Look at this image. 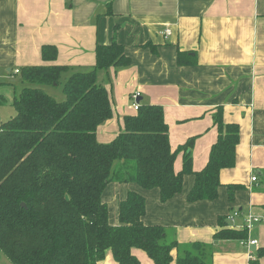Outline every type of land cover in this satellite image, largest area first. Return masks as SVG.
Here are the masks:
<instances>
[{
    "label": "crops",
    "instance_id": "crops-1",
    "mask_svg": "<svg viewBox=\"0 0 264 264\" xmlns=\"http://www.w3.org/2000/svg\"><path fill=\"white\" fill-rule=\"evenodd\" d=\"M113 35L131 63L97 74L113 109L96 130L98 141L110 142L123 128V117L136 112L134 100L129 101L136 93L138 104L163 107L172 148L194 138V171L205 165L217 139L213 120L217 109L223 122L239 126L235 165L220 172L221 208L214 200L186 201L192 174L184 176L181 192L165 202L159 200L156 188L119 183L113 203L118 208L129 189L145 197L143 222L168 227L178 242L171 264L190 257L206 264H264V0H0V107L5 103L12 107L22 86L16 70L27 65H67L70 69L64 76L68 77L93 66L96 45L109 43ZM46 44L57 48L54 61L42 59ZM182 160L181 152L175 171ZM230 183L243 186L233 199L225 186ZM245 190L247 199L241 200ZM106 191L107 187L103 198L109 195ZM226 197L236 201L238 209L231 222L225 216L234 208L225 211L230 204ZM248 214L261 219L249 232L245 230L257 245L215 237L225 227L244 230ZM109 221L117 224V219ZM133 253L141 264H154L141 249ZM95 264L118 263L106 250Z\"/></svg>",
    "mask_w": 264,
    "mask_h": 264
},
{
    "label": "trees",
    "instance_id": "trees-1",
    "mask_svg": "<svg viewBox=\"0 0 264 264\" xmlns=\"http://www.w3.org/2000/svg\"><path fill=\"white\" fill-rule=\"evenodd\" d=\"M178 54L182 64V52ZM41 56L54 61L57 48L43 45ZM130 63L113 35L109 43L96 45L93 66L70 73L64 81L67 65L20 68L22 86L12 101L15 113L0 124V255L10 264H95L106 250L118 264H141L133 249L144 251L154 264H171L178 242L168 227L143 222L145 197L129 189L118 203L117 224H111L103 198L106 186L156 188L165 202L181 192L184 176L192 174L187 202L218 197L220 172L235 165L239 141V126L223 122L220 109L213 115L217 139L198 171L192 165L194 138L172 148L158 104L139 103L134 114L123 117V128L110 142L98 141L96 130L113 109L97 74ZM59 84L62 101L43 89ZM181 152V168L175 171ZM225 186L230 199L243 187ZM215 237L243 240L247 233L225 227ZM175 264L206 263L190 257L178 258Z\"/></svg>",
    "mask_w": 264,
    "mask_h": 264
},
{
    "label": "rangeland",
    "instance_id": "rangeland-1",
    "mask_svg": "<svg viewBox=\"0 0 264 264\" xmlns=\"http://www.w3.org/2000/svg\"><path fill=\"white\" fill-rule=\"evenodd\" d=\"M65 77H66V75L63 76V80L62 81H64ZM15 85H16V83H15ZM43 89L46 91V93L52 95L58 101H62L64 99V94H63V91H62V85L61 84H59L58 86L44 85ZM9 90H10V95H11L12 94L11 88H9ZM132 100L133 99H129L130 103H131ZM114 103H115V101H114ZM0 110H1L0 116L5 117V118H1L0 117V121H1L0 123H2L4 121H6L7 119H9L15 113V110H13L12 107L8 103H5L3 106H1ZM119 186H120L119 183H111L108 186H106L107 187L106 194H107V192H109V195L106 196V198H104V201H106V202L108 201L109 218L110 219L112 218L115 221L117 219V204L113 203L112 200L118 194ZM240 195H241V200L247 199L246 190L244 192L240 193ZM226 199L231 205L230 204L226 205L225 211H228L229 207L232 206L234 209L231 210V211L229 210L228 214L234 215V213H236V212L238 213V209L235 208L236 201L235 202L234 201H229L228 197H226ZM235 199H236V196H235ZM221 201H222V189L219 192L218 198L216 200H214V204H217L218 208H221ZM7 262H8V259L6 258V256L1 254L0 255V264H6Z\"/></svg>",
    "mask_w": 264,
    "mask_h": 264
},
{
    "label": "built area",
    "instance_id": "built-area-1",
    "mask_svg": "<svg viewBox=\"0 0 264 264\" xmlns=\"http://www.w3.org/2000/svg\"><path fill=\"white\" fill-rule=\"evenodd\" d=\"M169 34H170V32L168 30L164 31V35L165 36H168ZM15 72L18 73L19 71L16 70ZM137 96H138V93L134 94L133 97H132L133 100H134L132 106H133V108L135 110H137L138 106H139L138 102H136ZM255 180H256V176H252L251 177V181H255ZM236 216H238L237 212L234 213V215L228 214V215H226V220L231 222V221H233L235 219ZM260 221H261V219L258 216H254V215L248 214V215L245 216V221H244V224H243V228L246 231L249 232L251 230V228L253 227L254 223H257V222H260ZM241 241H242V243H244L247 246L257 245V243H258L257 239H250L248 237L246 239L241 240ZM249 259H252L251 254H249Z\"/></svg>",
    "mask_w": 264,
    "mask_h": 264
}]
</instances>
